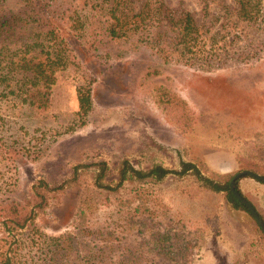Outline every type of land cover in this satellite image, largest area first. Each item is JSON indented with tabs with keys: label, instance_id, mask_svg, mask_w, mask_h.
<instances>
[{
	"label": "rangeland",
	"instance_id": "374dc122",
	"mask_svg": "<svg viewBox=\"0 0 264 264\" xmlns=\"http://www.w3.org/2000/svg\"><path fill=\"white\" fill-rule=\"evenodd\" d=\"M165 2L176 12L192 13L197 38L170 63L126 43L108 47L99 66L103 73L87 69L95 80L84 117L77 113L76 85L87 72L76 61L59 73L48 113L34 116L0 100V197L20 199L39 178L63 184L51 192L45 214L19 233L22 254L37 255L54 245L46 239L37 249L32 240L37 235H69L66 243L51 246L58 264H175L157 255L150 240L153 232L171 226L194 232L187 264H264V234L255 221L232 209L221 193L200 189L189 175L152 184L133 204L136 212L94 199L99 161L107 164L109 182H115L121 159L142 170L202 159L219 172V150L241 160L233 173L250 165L264 169V44L256 42L255 54L242 59L243 38L253 30L241 32L240 19L226 17L223 7L233 13L234 0ZM233 20L239 27L227 33L223 24ZM177 98L186 106L162 105ZM82 192L88 202L85 215L77 217Z\"/></svg>",
	"mask_w": 264,
	"mask_h": 264
},
{
	"label": "trees",
	"instance_id": "16d2710c",
	"mask_svg": "<svg viewBox=\"0 0 264 264\" xmlns=\"http://www.w3.org/2000/svg\"><path fill=\"white\" fill-rule=\"evenodd\" d=\"M234 1L233 13L227 5L223 11L229 13L226 17L235 15L240 19L243 24L241 32L246 27L253 30L251 36L243 38L247 44L242 53L247 56L242 59H249L255 54L253 47L256 42L264 44V37H256L257 33H264V0ZM227 23L230 24L227 27L226 23L223 24L228 29L227 33L229 29L239 27L234 20ZM197 35L198 28L192 13L185 9L176 12L165 0H0V100L11 103L12 107L27 108L34 116L48 113L52 86L59 73L76 61L77 67L87 72L82 82L76 85L77 113L82 118L93 101L95 75L87 69H99L104 64L109 55L108 47L126 43L132 49H149L162 62L170 63L175 52L185 54ZM235 38L231 36L229 42L233 43ZM103 71L104 68H100V73ZM162 105L186 106L178 98L167 99ZM238 162H241L239 158ZM95 165L94 199L104 201L106 205L113 201L136 212L139 208L133 204L147 194L152 184L169 175L181 178L189 175L200 189L221 193L233 209L244 211L254 220L250 211L229 189L234 173L219 174L206 166L202 159L180 160L178 168L154 164L146 170L121 159L115 182L107 181L109 173L104 161ZM81 166H75L73 173ZM245 169L264 175V169L251 165ZM240 178L234 182L235 189L252 203L239 188ZM56 189L62 190L63 184L51 186L47 179L39 178L31 185L29 193L20 199L0 197V242L3 243L0 245V264H58L52 255L56 251L51 246L66 243L69 235L47 238L37 235L32 239L37 249H42L39 245L46 239L54 245L49 244V248L37 255H29L21 252L19 234L33 220L45 214L51 192ZM87 202L85 194L80 193L77 217L85 215ZM257 211L264 223V213ZM257 228L263 235L258 225ZM193 235L192 230H177L170 226L153 232L150 240L157 255L175 264H187L189 250L196 242Z\"/></svg>",
	"mask_w": 264,
	"mask_h": 264
},
{
	"label": "crops",
	"instance_id": "0c3cea01",
	"mask_svg": "<svg viewBox=\"0 0 264 264\" xmlns=\"http://www.w3.org/2000/svg\"><path fill=\"white\" fill-rule=\"evenodd\" d=\"M218 158L219 159L217 160L219 162V174L233 173L232 171L236 169L237 166H240V163L238 162V157L233 151L219 150ZM210 169L213 170V168ZM238 185L243 193H245L246 195H248L247 193H251V195H253L254 199L251 198L249 195L248 197L256 207V210H260L262 213H264V184L246 175L239 179ZM244 185L247 186L246 190L244 189Z\"/></svg>",
	"mask_w": 264,
	"mask_h": 264
},
{
	"label": "water",
	"instance_id": "95a60500",
	"mask_svg": "<svg viewBox=\"0 0 264 264\" xmlns=\"http://www.w3.org/2000/svg\"><path fill=\"white\" fill-rule=\"evenodd\" d=\"M246 175L250 176V177H252L258 181L264 182V175L255 173L251 170L243 169V170H238L233 174L232 178L229 181V189L232 192V194L234 195V197L239 202H241L243 205H245V207L250 211L252 217L254 218V221L256 222V224L258 225V227L260 228V230L264 234V223L261 220L258 211L256 210L254 205L248 199H246L244 196H242L237 191V189H235V186H234L235 180H237L241 176H246Z\"/></svg>",
	"mask_w": 264,
	"mask_h": 264
}]
</instances>
